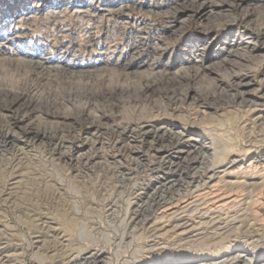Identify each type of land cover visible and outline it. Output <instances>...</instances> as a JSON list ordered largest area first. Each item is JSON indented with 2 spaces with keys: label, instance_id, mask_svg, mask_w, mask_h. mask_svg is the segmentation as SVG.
I'll list each match as a JSON object with an SVG mask.
<instances>
[{
  "label": "rangeland",
  "instance_id": "374dc122",
  "mask_svg": "<svg viewBox=\"0 0 264 264\" xmlns=\"http://www.w3.org/2000/svg\"><path fill=\"white\" fill-rule=\"evenodd\" d=\"M0 104V264H264V0H0Z\"/></svg>",
  "mask_w": 264,
  "mask_h": 264
},
{
  "label": "bare ground",
  "instance_id": "6f19581e",
  "mask_svg": "<svg viewBox=\"0 0 264 264\" xmlns=\"http://www.w3.org/2000/svg\"><path fill=\"white\" fill-rule=\"evenodd\" d=\"M242 84H244L242 81L241 82H237V83H234V86H235V88L237 89H239L240 88V86L242 85ZM239 93V92H238ZM237 93V94H238ZM234 94V93H233ZM228 96V95H227ZM230 96V95H229ZM20 97H22V96H20ZM231 99V98H230ZM230 99H228L229 101H230ZM241 99L243 100V98L241 97ZM227 100V101H228ZM32 101H34V100H32ZM20 103V98L19 97H16V98H13L12 99V101L10 102V107H12V106H16V105H20L19 104ZM5 104V103H4ZM22 104V103H21ZM27 104V103H26ZM26 104H23V105H26ZM31 104V103H30ZM230 104V103H229ZM1 105V104H0ZM7 105V104H6ZM28 106V105H27ZM37 107V106H36ZM19 109V108H18ZM50 109V108H49ZM37 111V110H36ZM40 111V110H39ZM32 112V111H31ZM8 123V122H7ZM9 125V128H7V130H2V128L0 129V155H2L1 154V151H3V152H9V149H10V147H8L9 145H11L12 143H11V141H9V140H7V136L8 135H10V134H13L14 132L12 131V129H11V125H12V123H9L8 124ZM100 128V127H99ZM64 129V128H63ZM97 129V128H96ZM132 130V129H131ZM131 132H133V131H131ZM20 135H22L23 137H27L28 139L25 141V144L24 145H31L32 146V144H33V141L34 140H36V139H40V140H44V143H43V147L44 148H47V150L48 151H50V152H56L57 151V149H58V151L60 150V149H62V148H64L65 146H64V142L63 141H60L58 144H55L53 147L51 146L52 145V141H53V136H49V134L48 135H46V134H44V133H38V132H34V133H30V130H24V131H21L20 133H19ZM31 134V135H30ZM64 134V133H63ZM123 134H125V129L124 130H122V131H119V132H114L113 133V138L111 139V141H110V144L108 145V148H117L116 147V142L123 136ZM146 134H147V131H143V132H141V137H144V136H146ZM64 136V135H63ZM175 136H177V135H174V133H170L169 131H167V132H165V131H162V132H158V131H155L154 133H153V136H152V142H158V141H162L164 138H167V141H168V143H169V146H171L170 144L173 142V140L175 139ZM62 137V136H61ZM111 137V136H110ZM179 140V139H178ZM67 142V141H66ZM104 144V143H103ZM166 146H168V145H166ZM13 148V147H12ZM130 148H134V147H128V151H130V152H132L131 150H130ZM191 148H204V146H203V143L202 142H197V143H194V145H191ZM46 150V151H47ZM121 150H123V149H121ZM118 151V150H117ZM115 152V151H114ZM59 154H60V156H62L63 154H62V152H58ZM119 153V152H118ZM123 153H124V151H123ZM125 153H126V151H125ZM128 153V152H127ZM132 155V154H131ZM122 156V155H121ZM127 156V155H126ZM89 159L90 158H88L87 160H85V162H82L80 159L78 160V167H82V166H86L87 167V165L89 164ZM7 160H8V158H7ZM136 162V161H135ZM19 163V162H18ZM13 164L14 163H12V162H10V165H9V167H10V169L12 170V168H13ZM1 165V164H0ZM23 165V164H22ZM171 167V166H170ZM204 168V167H203ZM115 170V169H114ZM210 170V169H209ZM199 171V170H198ZM202 171V170H201ZM212 171V170H211ZM203 172V171H202ZM2 173V172H1ZM204 175V174H203ZM200 177H201V174H200ZM11 179V178H10ZM167 178H165L164 180H166ZM194 179H195V177H193V175L190 177V180H192V181H194ZM198 179H200V178H198ZM204 179V178H203ZM210 179V178H209ZM208 179V180H209ZM5 180V179H4ZM32 180H34V178L32 179ZM161 181V180H160ZM179 181V180H178ZM35 182V181H34ZM47 182V181H46ZM187 182V181H186ZM206 181H204V183H205ZM191 183V182H190ZM6 184V183H5ZM38 184V183H37ZM167 184H168V182L166 183V182H163L161 185H160V187L158 188V189H161L160 190V192H158L157 193V195L158 196H156V198H155V201L156 200H158V199H160V201H161V199H165V196H166V194H165V192L167 191V189L171 186H167ZM173 184H174V182H173ZM176 184V183H175ZM182 185V184H181ZM187 185V184H186ZM202 185V184H201ZM5 186V185H4ZM172 186H174V185H172ZM198 185L196 184V187H197ZM58 187V186H57ZM204 187V186H203ZM37 188H39V187H37ZM42 188V187H41ZM173 188V187H172ZM197 188H199V187H197ZM202 188V187H201ZM157 189V190H158ZM171 189V188H170ZM7 190V189H6ZM39 190H40V188H39ZM57 190H58V188H57ZM199 191V190H198ZM55 192V191H54ZM171 192V191H170ZM0 193H2V194H5L6 192L5 191H3L2 189H0ZM192 193V192H191ZM195 193V192H194ZM185 194V193H184ZM193 195H195L196 196V194H193ZM197 195H198V193H197ZM218 196V195H217ZM150 198V197H149ZM174 198V197H173ZM183 199L185 198V196L184 197H182ZM195 198H198L197 196L195 197ZM172 199V198H171ZM175 199V198H174ZM177 199H178V197H177ZM186 199V198H185ZM190 199V198H189ZM188 199V200H189ZM167 200V199H166ZM173 200V199H172ZM180 200V199H179ZM191 200V199H190ZM199 200H201V199H199ZM210 200V199H209ZM150 201V200H149ZM169 201V200H168ZM181 201V200H180ZM184 201V200H183ZM206 201V200H205ZM223 201H225V200H223ZM161 202H163V201H161ZM170 202V201H169ZM172 202V201H171ZM173 202H174V200H173ZM176 202H178V200L176 201ZM175 202V203H176ZM182 202V201H181ZM28 203V202H27ZM30 203V202H29ZM38 203H40V202H38ZM152 203V202H151ZM166 203V202H165ZM188 203V202H187ZM186 203V204H187ZM190 203V202H189ZM244 203H246V202H244ZM148 204V203H147ZM157 204V203H156ZM169 204V203H168ZM172 204V203H171ZM171 204H169V205H171ZM213 204V203H212ZM247 204V203H246ZM185 205V204H184ZM192 205V204H191ZM20 206V205H19ZM26 206V205H25ZM33 206V205H32ZM147 206V205H146ZM176 206H177V203H176ZM188 206V205H187ZM189 206H190V204H189ZM244 206V205H243ZM170 207H173V206H170ZM180 207V206H179ZM184 207H186V206H184ZM183 207V208H184ZM192 207V206H191ZM230 208V207H229ZM239 208V207H238ZM189 209V208H188ZM243 209V208H242ZM246 209H248V208H246ZM19 210V209H18ZM147 210H149V209H147ZM180 210V209H179ZM178 210V211H179ZM234 210V209H233ZM237 211H238V209H236ZM32 211V210H31ZM30 211V212H31ZM146 211V210H145ZM172 211V210H171ZM174 211H176V213H177V209H175ZM185 210H183V212H184ZM188 211V210H187ZM194 211V210H193ZM196 211V210H195ZM198 211V210H197ZM206 211V210H205ZM209 211H210V209H209ZM228 211V210H227ZM242 211V210H241ZM245 211H247V210H245ZM25 212H27V211H25ZM136 212V211H135ZM135 212H134V215H135ZM138 213H142V210H138L137 211ZM147 212V211H146ZM173 212V211H172ZM182 211H181V213H183ZM234 212V211H233ZM244 212V211H243ZM191 213V212H190ZM206 213V212H205ZM208 213H210V212H208ZM224 213V212H223ZM28 214H29V212H28ZM168 214V213H167ZM171 215H172V213H170ZM169 214V215H170ZM184 214V213H183ZM185 214H187V213H185ZM193 214V213H192ZM198 214V213H197ZM213 214V213H212ZM221 214V213H220ZM235 214L237 215V213H236V211H235ZM250 213H248V215H249ZM134 215H133V217H134ZM175 215V214H174ZM182 215V214H181ZM180 215V216H181ZM191 215V214H190ZM195 215V214H194ZM208 215V214H207ZM226 215V214H225ZM229 215V214H228ZM248 215H247V213L245 212V213H243V214H240V216H238V217H236V216H232V218L230 219V220H225L227 223H228V221H229V225L228 224H226V222H223L224 223V225H226V227H220V226H218V227H216L215 228V230H214V232H211L209 235L210 236H208V240H206V241H202L203 243H205V244H211V242H219V241H223L224 239V241H226V239H229V234L230 233H233L234 232V234L233 235H235V234H239V233H241L242 232V234L243 235H245V237H246V239H247V241H248V239H249V237H251L249 240H252L251 242H250V245H252L254 242V239H253V237H254V235H256L255 233L257 232L256 230H254L253 229V226H254V222L252 221V218H251V220H250V218L248 219ZM26 216H27V214H26ZM178 216V215H177ZM179 216V217H180ZM186 216V215H185ZM188 216V215H187ZM196 216V215H195ZM213 216V215H212ZM220 216V215H219ZM132 217V218H133ZM143 217V216H142ZM167 217V216H166ZM178 217V218H179ZM214 217V216H213ZM223 217H225V216H223ZM227 217V216H226ZM240 217V218H239ZM169 218H172V216H170ZM169 218H167V219H169ZM174 218H175V216H174ZM188 218V217H187ZM194 218V217H193ZM209 218V217H208ZM228 218V217H227ZM189 219H190V217H189ZM218 219H221V217H219ZM222 219H225V218H222ZM254 219V218H253ZM31 220V219H30ZM160 220V219H159ZM165 220V219H164ZM170 220V219H169ZM209 220V219H208ZM217 220V219H216ZM174 221V220H173ZM186 221V220H185ZM184 221V222H185ZM193 221V220H192ZM215 220L213 219L212 221H210L211 223H213ZM255 221V220H254ZM140 222V221H139ZM163 222V221H162ZM176 222V221H175ZM191 222V221H190ZM199 222V221H198ZM36 223V222H35ZM160 223V222H159ZM169 223V222H168ZM187 223H189V222H187ZM197 223V222H196ZM202 223H204V222H202ZM170 224V223H169ZM172 224V223H171ZM180 224V223H179ZM179 224L177 225V226H179ZM194 224V223H193ZM216 224V223H215ZM255 224H256V222H255ZM157 225V224H156ZM155 225V226H156ZM159 225V224H158ZM185 225V224H184ZM198 225V224H197ZM222 225V224H221ZM171 226V225H170ZM186 226V225H185ZM228 226V227H227ZM154 227V226H153ZM175 227V229L177 228L176 226H174ZM174 227H173V229H174ZM180 227V226H179ZM182 227V226H181ZM199 227V226H198ZM215 227V226H214ZM255 227H256V225H255ZM159 228H160V226H159ZM182 228H185V227H182ZM158 229V228H157ZM189 229V228H188ZM187 229V230H188ZM207 229H208V227H207ZM210 229V228H209ZM214 229V228H213ZM257 229H258V226H257ZM150 230V229H149ZM153 230H154V228H153ZM162 230V229H161ZM164 230V229H163ZM262 230H264V229H262ZM166 231H168V230H166ZM181 231V230H180ZM202 231H204V230H202ZM208 231V230H207ZM192 232V231H191ZM262 232V231H261ZM158 233H159V231H158ZM180 233V232H179ZM185 233V232H184ZM201 233H203V232H201ZM205 233V232H204ZM208 233V232H207ZM225 233H227V234H225ZM151 234V233H150ZM162 234V233H161ZM263 234V233H262ZM261 234V235H262ZM154 235V234H153ZM260 235V236H261ZM242 236V235H241ZM258 237V236H257ZM61 238V237H60ZM59 238V239H60ZM66 238V237H65ZM147 238V237H146ZM202 238V237H201ZM58 239V238H57ZM56 238H54V239H52L50 242H49V244H52L51 246H49L47 249L49 250V252L50 253H52V255H55L56 254V250H57V247L55 246L57 243H58V241H56L57 240ZM48 241V240H47ZM66 241V240H65ZM230 241V240H229ZM64 242V241H63ZM61 243V242H60ZM202 243V244H203ZM230 243L231 242H229V244H226V243H224V244H226V246L225 247H222V248H224V249H226V248H230L232 245H230ZM67 244H69L68 242L66 243V245ZM223 243H221V246L222 245H224ZM63 245H65V244H63ZM216 245H217V243H216ZM219 245H220V243H219ZM234 245V244H233ZM216 247V246H215ZM62 248H63V246H62ZM233 248V247H232ZM61 249V248H60ZM215 249V248H214ZM196 256H198L199 257V254H197ZM194 257H195V255H194ZM235 257V256H234ZM237 257V256H236ZM191 258V257H190ZM195 258H197V257H195ZM86 259V258H85ZM193 259V258H192ZM175 260H177V258H175V257H172V258H169V259H166V260H164V261H175ZM234 259L232 258V259H226V260H223V261H221L220 263H217V264H233L232 263V261H233ZM161 264H165V262L163 261V260H158ZM235 261H236V259H235ZM234 262V261H233ZM202 264H205V263H202ZM212 264H214V263H212Z\"/></svg>",
  "mask_w": 264,
  "mask_h": 264
}]
</instances>
